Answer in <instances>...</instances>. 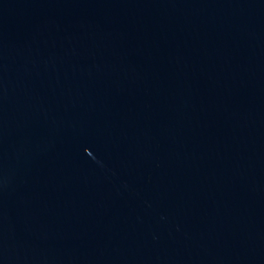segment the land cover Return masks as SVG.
<instances>
[{"label": "water", "instance_id": "obj_1", "mask_svg": "<svg viewBox=\"0 0 264 264\" xmlns=\"http://www.w3.org/2000/svg\"><path fill=\"white\" fill-rule=\"evenodd\" d=\"M0 264H264V0H0Z\"/></svg>", "mask_w": 264, "mask_h": 264}]
</instances>
